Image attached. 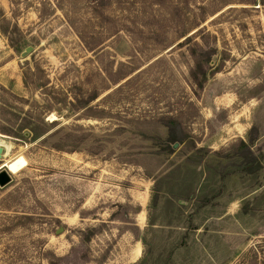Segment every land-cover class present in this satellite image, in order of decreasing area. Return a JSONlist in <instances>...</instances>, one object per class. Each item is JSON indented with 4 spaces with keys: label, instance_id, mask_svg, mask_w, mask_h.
I'll list each match as a JSON object with an SVG mask.
<instances>
[{
    "label": "rangeland",
    "instance_id": "rangeland-1",
    "mask_svg": "<svg viewBox=\"0 0 264 264\" xmlns=\"http://www.w3.org/2000/svg\"><path fill=\"white\" fill-rule=\"evenodd\" d=\"M0 141V264H264V0H0Z\"/></svg>",
    "mask_w": 264,
    "mask_h": 264
},
{
    "label": "water",
    "instance_id": "water-1",
    "mask_svg": "<svg viewBox=\"0 0 264 264\" xmlns=\"http://www.w3.org/2000/svg\"><path fill=\"white\" fill-rule=\"evenodd\" d=\"M31 49L32 48L30 46L29 47H26L24 49V51L21 53V56L22 57L26 56L31 51ZM176 145L177 144H174L173 145V148H175ZM2 153H3V147L0 146V158L2 157ZM10 180H11L10 174L8 173V171L5 168H2L0 170V186L6 185L8 182H10Z\"/></svg>",
    "mask_w": 264,
    "mask_h": 264
},
{
    "label": "trees",
    "instance_id": "trees-1",
    "mask_svg": "<svg viewBox=\"0 0 264 264\" xmlns=\"http://www.w3.org/2000/svg\"><path fill=\"white\" fill-rule=\"evenodd\" d=\"M193 60H194V62H195V64H196V67L199 68V69L201 70V72L204 74L205 71L202 70V66H203V64H202V62L198 59V56H196L195 53H193ZM194 74H195V73L192 72V76H193V77H195ZM199 87L202 88L201 83L199 84ZM96 97H97V95H95V94H94V95H90V96L88 97L87 102H88V101H89V102H90V101H93ZM84 103H85V102H84Z\"/></svg>",
    "mask_w": 264,
    "mask_h": 264
},
{
    "label": "bare ground",
    "instance_id": "bare-ground-1",
    "mask_svg": "<svg viewBox=\"0 0 264 264\" xmlns=\"http://www.w3.org/2000/svg\"><path fill=\"white\" fill-rule=\"evenodd\" d=\"M52 120V119H51ZM6 144V143H5ZM4 143H2V141H0V146H2L4 148V151L2 153V156L6 155L7 152L9 151V147L6 146Z\"/></svg>",
    "mask_w": 264,
    "mask_h": 264
}]
</instances>
